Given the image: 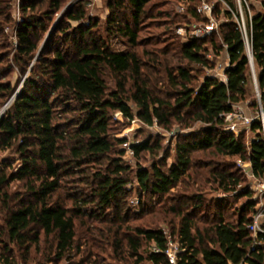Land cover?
I'll use <instances>...</instances> for the list:
<instances>
[{"label":"trees","instance_id":"16d2710c","mask_svg":"<svg viewBox=\"0 0 264 264\" xmlns=\"http://www.w3.org/2000/svg\"><path fill=\"white\" fill-rule=\"evenodd\" d=\"M202 1L107 0L102 23L89 0H19V18L0 0V111L14 97L0 118V264H170L162 222L181 244L179 264H264L249 227L260 200L239 163L264 179V123L247 124L249 142L226 118L252 94L250 49L252 106L264 112V0H242L249 46L239 0H210L221 33H178L207 19ZM152 25L163 39L143 35ZM225 50L227 80L205 71ZM136 118L190 131L176 136L174 155L158 135L133 141V165L119 133ZM208 186L235 193L209 198Z\"/></svg>","mask_w":264,"mask_h":264},{"label":"rangeland","instance_id":"374dc122","mask_svg":"<svg viewBox=\"0 0 264 264\" xmlns=\"http://www.w3.org/2000/svg\"><path fill=\"white\" fill-rule=\"evenodd\" d=\"M180 6V5H179ZM179 9V8H178ZM180 10V9H179ZM88 12L93 15H99L102 18V23L105 22L106 16L109 12V8L107 5V0H89L88 2ZM12 14L14 18H19L20 17V7H19V0H12ZM149 21V20H148ZM185 23L181 24L180 26H185L187 23L193 22H187L184 21ZM178 26V28L180 27ZM177 28V30H178ZM6 32L8 33L9 36H11L12 40H15L14 32H13V27L10 25H7ZM143 35H159L160 37H165L162 34V28H158L155 25H152L143 32ZM182 35V34H181ZM183 36V35H182ZM115 45L117 47H124L123 43H116ZM210 55V54H209ZM212 55V54H211ZM213 66H207L205 67V71L210 74H215L219 76L222 79H225L226 77V67L229 65L230 58L229 54L225 50L219 57H208ZM255 68V69H254ZM252 67V94L250 97L242 101L241 103L237 104L239 105L238 108H240L246 115H249L251 117H261L262 118V107L259 109L255 108L252 106V98L253 97H259V85H258V78H257V72H256V67ZM109 82L112 87L116 85L115 80L112 78L109 79ZM116 117H122V112L117 111L116 112ZM130 121V120H126ZM200 123H195V128L199 127ZM193 127V128H194ZM190 131V128H183L180 125H175L172 129H166L158 124L155 125H146L139 119L133 120L128 122V124L120 131L119 135L126 136L129 138V143L131 144L135 140L143 139L150 134L158 135L162 137L163 143L168 146V147H173V155L175 154V144L177 141L176 136L179 133L182 132H188ZM237 131H245L247 140L250 142L251 138L254 136V132L250 129L249 125L242 121H238V126H237ZM125 146V144H124ZM144 159L142 160V163L144 165L150 166L152 162L157 159L161 158L164 156V151L162 150L157 156L150 152H145L144 153ZM124 158L132 163L133 165L137 164V158L135 157V154L132 153L131 151H127L126 154L124 155ZM174 156L169 158V162L173 160ZM240 166L243 167V169L246 171L247 175V182L246 185H249L255 193V198L260 200V204H258V209L259 211L256 213V216H260V221L261 223L264 224V179H260L254 176L251 166L248 162H245L243 160H239ZM135 185H138V181L135 182ZM18 187V181H15L12 189L15 190ZM235 193V192H234ZM233 194H228L227 192H224L222 190H217L215 188H211L208 186V189L206 190V195L209 198H214V197H233ZM132 203L135 205L136 208H138V205L140 204V193L139 192H134L132 196ZM236 203L241 204L246 200L245 197L234 199ZM150 217V216H149ZM139 219L133 218L132 222H139ZM81 223H78V226H80ZM161 226L165 228L169 233H172L175 237L176 233L172 231V227L169 223L162 222ZM264 255V251H259L256 250V257L262 258ZM109 261V259H108ZM195 264H207L205 263L201 258H195L194 259ZM23 264V263H21ZM30 264H36L35 262H31ZM146 264H154L151 261H147Z\"/></svg>","mask_w":264,"mask_h":264},{"label":"built area","instance_id":"2783aa9c","mask_svg":"<svg viewBox=\"0 0 264 264\" xmlns=\"http://www.w3.org/2000/svg\"><path fill=\"white\" fill-rule=\"evenodd\" d=\"M239 3L241 9L240 27L242 28L246 36L249 46V31L245 19L244 10L242 7V0H239ZM214 7H215L214 1L203 0L202 3L198 6V9L201 13H203L205 17H207V19L194 20L193 22L187 23L185 26H180L177 32L182 34L185 38H189V37L204 38L214 33H221L222 31L221 21L217 19V17L214 14ZM179 9L180 11H185V4H181L179 6ZM209 57H212V55L210 54ZM224 80H227V75ZM238 106L239 105H236L235 109L227 113L226 115L228 126L231 129H235V130H237L238 121H242L249 125L254 121V117L246 115L244 111L238 108ZM4 112H5L4 109L0 111V118ZM262 120L264 123L263 111H262ZM125 147L128 148L127 151H131L132 153H134V151L131 149L129 142L125 143ZM249 227L254 235L253 248L257 250H264V237L262 236V233H264V224L261 223L259 215L255 216L254 221L250 223ZM166 234H167L168 242H167V247L165 249V253L168 256L170 264H179L181 244L177 239V237H175L172 233H169L166 230ZM153 250L161 251L162 249L158 248L157 246H153Z\"/></svg>","mask_w":264,"mask_h":264},{"label":"water","instance_id":"95a60500","mask_svg":"<svg viewBox=\"0 0 264 264\" xmlns=\"http://www.w3.org/2000/svg\"><path fill=\"white\" fill-rule=\"evenodd\" d=\"M250 57H251L252 67L254 68L255 67V62H254V56H253V53H252V50L251 49H250ZM13 100H14V97L7 103V105L5 106L4 110H6L9 107V105L12 103Z\"/></svg>","mask_w":264,"mask_h":264}]
</instances>
